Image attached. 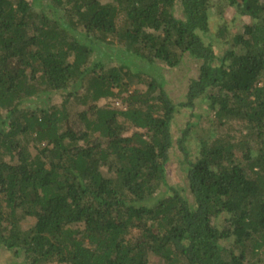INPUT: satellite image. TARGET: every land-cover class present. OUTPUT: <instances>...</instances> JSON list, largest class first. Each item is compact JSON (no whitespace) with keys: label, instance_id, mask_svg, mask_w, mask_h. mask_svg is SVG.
Listing matches in <instances>:
<instances>
[{"label":"trees","instance_id":"16d2710c","mask_svg":"<svg viewBox=\"0 0 264 264\" xmlns=\"http://www.w3.org/2000/svg\"><path fill=\"white\" fill-rule=\"evenodd\" d=\"M226 1L233 34L211 0H0L8 264H264V0ZM72 84L78 131L31 110Z\"/></svg>","mask_w":264,"mask_h":264},{"label":"rangeland","instance_id":"374dc122","mask_svg":"<svg viewBox=\"0 0 264 264\" xmlns=\"http://www.w3.org/2000/svg\"><path fill=\"white\" fill-rule=\"evenodd\" d=\"M102 3L107 2L108 0H101ZM212 1V10H211V22L210 26L213 30L221 27V26H226L227 30L230 34H233L236 32L239 27L242 24V18L241 16L232 9L226 0H211ZM38 9H36L37 12ZM121 25V24H120ZM95 57L93 58V60ZM107 60H103V62H106ZM116 62V61H115ZM197 64L193 63H186L185 66L180 67L178 71H176V76H178L180 79L185 76H192ZM169 73L166 72L164 75L167 85L166 88L169 90H176L175 86L170 84V76L168 75ZM173 80V79H172ZM171 86V88H170ZM81 89L77 88V85L70 86L69 89L62 91L61 93H56L53 92L49 95L48 99L45 100H40V99H35L32 101L30 104L33 111L39 112V109H47L51 108L52 106H61V104L65 103V107L68 112V128H74L76 131L79 130V128H82V123L78 118V113L82 111H89L90 107L95 103L91 100H88L86 104H82V101H78V98L81 96ZM174 94V93H172ZM93 102V103H92ZM104 103L103 99H100L97 103V105H101ZM119 104V101H115L114 105L116 106ZM28 105V102L26 103V106ZM202 109V108H201ZM202 112L205 113V108L201 110ZM205 115V114H204ZM188 112H182L180 113L173 124L172 130L174 131L175 129L180 126V124L185 121L188 117ZM209 117H204L201 121L200 124L197 126L196 132H194V138L199 140L202 137L206 138L208 137L210 133V125H211V118L210 115ZM175 128V129H174ZM179 157L172 156L170 158L169 164H168V181L171 183H176L179 182L183 177L179 173L178 170V165H179ZM9 259L2 251L0 248V264H8Z\"/></svg>","mask_w":264,"mask_h":264}]
</instances>
